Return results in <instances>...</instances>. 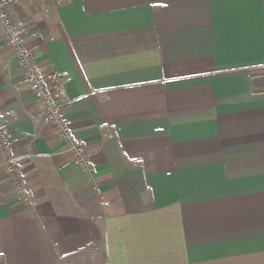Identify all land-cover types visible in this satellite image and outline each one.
Returning a JSON list of instances; mask_svg holds the SVG:
<instances>
[{
  "label": "crops",
  "instance_id": "1",
  "mask_svg": "<svg viewBox=\"0 0 264 264\" xmlns=\"http://www.w3.org/2000/svg\"><path fill=\"white\" fill-rule=\"evenodd\" d=\"M12 19L89 175L0 31V116L32 193L0 168V264H264V0L20 3ZM51 87V85H49Z\"/></svg>",
  "mask_w": 264,
  "mask_h": 264
},
{
  "label": "built area",
  "instance_id": "2",
  "mask_svg": "<svg viewBox=\"0 0 264 264\" xmlns=\"http://www.w3.org/2000/svg\"><path fill=\"white\" fill-rule=\"evenodd\" d=\"M72 0H0V31L6 49L14 56L22 71L23 83L32 92L42 109V122L51 126L57 138L64 144L66 152L75 163L89 175L94 166L90 161L86 146L74 134L63 114L68 103L64 93V75L53 72L45 76L34 59V54L25 44L27 29L11 17V9L20 3H49L54 6L69 4ZM51 85V87H49ZM0 168L8 173L14 191L25 204L32 202V193L23 174L21 164L15 155L9 134L0 116Z\"/></svg>",
  "mask_w": 264,
  "mask_h": 264
}]
</instances>
